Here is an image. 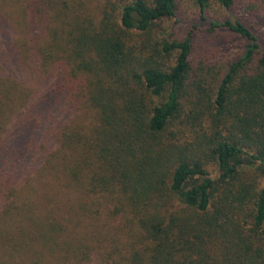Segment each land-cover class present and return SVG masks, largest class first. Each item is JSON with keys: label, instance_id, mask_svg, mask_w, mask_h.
Wrapping results in <instances>:
<instances>
[{"label": "trees", "instance_id": "16d2710c", "mask_svg": "<svg viewBox=\"0 0 264 264\" xmlns=\"http://www.w3.org/2000/svg\"><path fill=\"white\" fill-rule=\"evenodd\" d=\"M261 10L0 0V264H264Z\"/></svg>", "mask_w": 264, "mask_h": 264}, {"label": "rangeland", "instance_id": "374dc122", "mask_svg": "<svg viewBox=\"0 0 264 264\" xmlns=\"http://www.w3.org/2000/svg\"><path fill=\"white\" fill-rule=\"evenodd\" d=\"M208 14L214 17H220L224 12L218 9L216 6H210L208 9ZM243 17L247 18L248 22L253 23L255 26L260 29H264V10H261L259 15H248L246 13H241ZM256 14V13H255ZM180 20L176 23V31L179 37H183L187 25L190 22H194L198 17L197 7L191 3L185 2L180 8L179 14ZM238 42L237 39L229 34H222L211 39L200 40V47L206 48V51L215 52L218 50L224 53V51L230 50V53H233V49H237ZM79 117L76 119L79 123L91 121L93 117V110L90 106L86 104L81 105V109H78Z\"/></svg>", "mask_w": 264, "mask_h": 264}]
</instances>
